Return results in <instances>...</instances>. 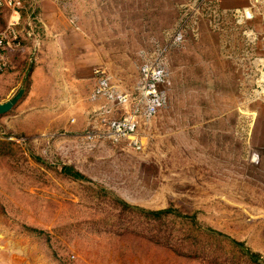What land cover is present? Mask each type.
Here are the masks:
<instances>
[{
  "label": "rangeland",
  "instance_id": "rangeland-1",
  "mask_svg": "<svg viewBox=\"0 0 264 264\" xmlns=\"http://www.w3.org/2000/svg\"><path fill=\"white\" fill-rule=\"evenodd\" d=\"M98 5L89 20L115 80L133 89L140 66L164 62L167 103L139 130L138 150L130 139L84 141L86 131L27 137L0 122V250L21 264H258L264 0ZM164 209L173 212H144Z\"/></svg>",
  "mask_w": 264,
  "mask_h": 264
},
{
  "label": "crops",
  "instance_id": "crops-1",
  "mask_svg": "<svg viewBox=\"0 0 264 264\" xmlns=\"http://www.w3.org/2000/svg\"><path fill=\"white\" fill-rule=\"evenodd\" d=\"M93 2L95 7L89 5ZM104 2L25 0L17 13L4 10L0 29L15 23L23 43V51L12 56L13 69L0 75V104L24 89L13 109L0 115L11 133L29 137L62 131L77 136L93 126L98 110L107 107L106 100L93 98L96 72L103 69L117 80L94 36L99 24L89 20L98 16L95 9ZM13 255V250H0V264H21L11 260Z\"/></svg>",
  "mask_w": 264,
  "mask_h": 264
},
{
  "label": "built area",
  "instance_id": "built-area-1",
  "mask_svg": "<svg viewBox=\"0 0 264 264\" xmlns=\"http://www.w3.org/2000/svg\"><path fill=\"white\" fill-rule=\"evenodd\" d=\"M24 1L0 0V18L6 8L19 12ZM238 13L242 21L252 15L248 9ZM185 36L184 30L178 32L174 43H182ZM15 51H23V43L16 24L10 22L0 29V75L13 69L12 56ZM140 67L138 81L133 89H126L113 81L111 75L103 69L97 70L98 84L93 98L106 100L107 107L95 113L93 126L83 135L84 141L95 144L100 140L117 143L130 139L137 150L141 148L137 134L142 126L152 121L165 107L170 75L164 62L149 61Z\"/></svg>",
  "mask_w": 264,
  "mask_h": 264
},
{
  "label": "trees",
  "instance_id": "trees-1",
  "mask_svg": "<svg viewBox=\"0 0 264 264\" xmlns=\"http://www.w3.org/2000/svg\"><path fill=\"white\" fill-rule=\"evenodd\" d=\"M64 171L66 173L72 175L75 179L84 178L80 173L73 171V169L71 167H65ZM125 206L128 207L129 205L126 204ZM144 212L147 214H151L154 217L161 218L162 216H164L166 214H170L173 211H172V209H164V210H159V211L144 210ZM235 243L239 246H243V244L241 242L235 241ZM246 250L248 251V253H250L249 249L246 248ZM251 256H252L253 261L255 263L264 264V259L262 257H260L261 255H259L257 253H251Z\"/></svg>",
  "mask_w": 264,
  "mask_h": 264
},
{
  "label": "water",
  "instance_id": "water-1",
  "mask_svg": "<svg viewBox=\"0 0 264 264\" xmlns=\"http://www.w3.org/2000/svg\"><path fill=\"white\" fill-rule=\"evenodd\" d=\"M24 94V89H21L11 100L0 104V115L10 112L13 107L19 102Z\"/></svg>",
  "mask_w": 264,
  "mask_h": 264
}]
</instances>
